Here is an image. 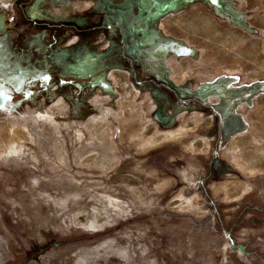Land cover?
Here are the masks:
<instances>
[{
    "label": "rangeland",
    "instance_id": "374dc122",
    "mask_svg": "<svg viewBox=\"0 0 264 264\" xmlns=\"http://www.w3.org/2000/svg\"><path fill=\"white\" fill-rule=\"evenodd\" d=\"M168 1L0 0V264H264V0Z\"/></svg>",
    "mask_w": 264,
    "mask_h": 264
},
{
    "label": "flooded vegetation",
    "instance_id": "af4514ba",
    "mask_svg": "<svg viewBox=\"0 0 264 264\" xmlns=\"http://www.w3.org/2000/svg\"><path fill=\"white\" fill-rule=\"evenodd\" d=\"M8 72V71H6ZM9 74V72H8ZM53 77L52 73H41L36 75L32 78L31 84H29V87L26 89L23 85L20 84L21 81H17V83H11L10 77L5 74L2 81L0 80V99H3V95L10 94L12 96L11 99L5 100L4 105H8L9 103H12V100L15 99L16 96H20V99H24L25 95L30 96L34 91H39L45 87V85L48 83L49 80H51Z\"/></svg>",
    "mask_w": 264,
    "mask_h": 264
},
{
    "label": "water",
    "instance_id": "95a60500",
    "mask_svg": "<svg viewBox=\"0 0 264 264\" xmlns=\"http://www.w3.org/2000/svg\"><path fill=\"white\" fill-rule=\"evenodd\" d=\"M182 1L186 2V1H190V0H182ZM175 6H176L175 0H169L167 5H164L162 2H160L159 6L157 7L158 11L155 12V15L159 14V13H164V12L168 11L169 9L174 8ZM25 97H27V95H25ZM11 98H12V96L10 94L3 95V99L2 98L0 99V108H2L4 106L5 100H9Z\"/></svg>",
    "mask_w": 264,
    "mask_h": 264
},
{
    "label": "bare ground",
    "instance_id": "6f19581e",
    "mask_svg": "<svg viewBox=\"0 0 264 264\" xmlns=\"http://www.w3.org/2000/svg\"><path fill=\"white\" fill-rule=\"evenodd\" d=\"M210 1V0H209ZM164 5H167V3L166 4H164Z\"/></svg>",
    "mask_w": 264,
    "mask_h": 264
},
{
    "label": "snow or ice",
    "instance_id": "6c2138e0",
    "mask_svg": "<svg viewBox=\"0 0 264 264\" xmlns=\"http://www.w3.org/2000/svg\"><path fill=\"white\" fill-rule=\"evenodd\" d=\"M214 2H215V0H214Z\"/></svg>",
    "mask_w": 264,
    "mask_h": 264
}]
</instances>
